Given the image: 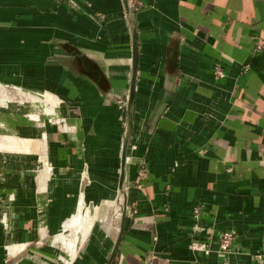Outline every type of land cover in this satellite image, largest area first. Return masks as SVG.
<instances>
[{"label":"crops","instance_id":"obj_1","mask_svg":"<svg viewBox=\"0 0 264 264\" xmlns=\"http://www.w3.org/2000/svg\"><path fill=\"white\" fill-rule=\"evenodd\" d=\"M124 1L0 0V82L63 100L0 117V264H61L84 173L73 264H264V0Z\"/></svg>","mask_w":264,"mask_h":264},{"label":"rangeland","instance_id":"obj_2","mask_svg":"<svg viewBox=\"0 0 264 264\" xmlns=\"http://www.w3.org/2000/svg\"><path fill=\"white\" fill-rule=\"evenodd\" d=\"M21 85H24V84L20 82L19 83L18 82L9 83L7 80L5 81V83L0 82V117L2 118V117H7V116H13V114L14 116H17V115L22 114L26 118L27 117L31 119L34 118L39 136L45 137V134L43 131L44 125L42 124L41 120H44V117H47L48 119H51L52 117L53 118L57 117V114H59V110H61L63 100L57 94L51 91H39V90H34L32 88L24 87ZM32 86H35V85H32ZM121 100L126 101V96H122ZM1 118H0V141L2 140L4 142H0V150L6 151V152H17L18 151L17 143L21 147L26 146V144H29V141H21V142L18 141L17 142L16 135L14 133H11V134L5 133L6 131L3 128L7 127V121ZM108 192L109 190L108 191L106 190V193ZM118 192H119V195L121 194V192L122 194H124L122 190ZM85 193L87 194L86 191L84 192V194ZM104 193L105 191L102 190L101 191V195L103 197L102 205L104 204V205L111 206V211L115 213V216L121 217L122 211H121V205L119 202L124 198L123 195H120L122 198L121 200H120V197L117 198V200L119 199L118 205H117L116 202L113 203V201L111 200H105ZM89 200H92V199H89ZM116 210L119 215L117 214ZM85 224L83 225L84 227H85ZM68 230L69 231L64 233V236L66 235L67 237H70L72 236V230L70 229ZM68 234L70 235L68 236ZM60 241L61 239L59 238L58 242ZM57 246H58L57 251L60 255V256L58 255L59 256L58 260L62 261L61 264H73L72 260H75L76 255L73 257L71 253L69 254L67 248L62 243L57 244Z\"/></svg>","mask_w":264,"mask_h":264},{"label":"bare ground","instance_id":"obj_3","mask_svg":"<svg viewBox=\"0 0 264 264\" xmlns=\"http://www.w3.org/2000/svg\"><path fill=\"white\" fill-rule=\"evenodd\" d=\"M89 199L90 198L88 194L86 193L84 194V192L81 194L77 207L75 208L76 209L75 214H73V217L71 218V220L68 221L69 222L68 225L66 224L67 229L72 230V236L70 237H67L66 235L62 236V242H63L62 244L67 248L69 254L71 253L73 255V257L77 253V247H79V245L81 244L83 236L89 232L91 224H92V218L90 215L91 214L90 211L93 212L95 208V204L93 208V206L91 205L93 201ZM84 224H85V227L83 226Z\"/></svg>","mask_w":264,"mask_h":264},{"label":"built area","instance_id":"obj_4","mask_svg":"<svg viewBox=\"0 0 264 264\" xmlns=\"http://www.w3.org/2000/svg\"><path fill=\"white\" fill-rule=\"evenodd\" d=\"M129 5H130L131 10L137 9V5L134 1L129 0ZM217 74L220 77L224 76V72L221 69L217 70ZM194 211L196 214H198L199 208H196ZM234 244H235V236H234L233 231H225L221 234L220 236V246H221L220 251L221 252L229 253Z\"/></svg>","mask_w":264,"mask_h":264},{"label":"water","instance_id":"obj_5","mask_svg":"<svg viewBox=\"0 0 264 264\" xmlns=\"http://www.w3.org/2000/svg\"><path fill=\"white\" fill-rule=\"evenodd\" d=\"M61 1H68V0H61ZM125 5H126V10H127V14H130L131 15V8H130V5H129V0H125L124 1ZM133 96V93L129 96V100L131 101V97ZM129 136H130V133H129V130L127 131L126 133V138H125V143L123 145V153H122V177L124 175V170H125V164L127 162V147H128V139H129ZM90 183V180H89V177H88V173H84V176H83V180H82V188H81V192H85V187L87 184ZM120 189L123 190V193H124V188H123V183L121 184L120 186ZM93 203V202H92ZM91 203V204H92ZM93 205V204H92ZM125 208H126V205H125ZM125 208L123 207V210H122V215L124 214V210Z\"/></svg>","mask_w":264,"mask_h":264}]
</instances>
